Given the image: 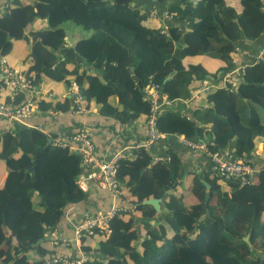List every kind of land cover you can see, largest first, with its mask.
<instances>
[{"label":"trees","instance_id":"1","mask_svg":"<svg viewBox=\"0 0 264 264\" xmlns=\"http://www.w3.org/2000/svg\"><path fill=\"white\" fill-rule=\"evenodd\" d=\"M1 7L0 62L6 58L54 95L40 98L41 111L72 107L54 88L47 91L48 83L65 90L76 84L88 110L122 124L150 119L148 85L171 101L188 99L194 83L235 68L240 42L263 41L264 49V0H9ZM166 11L171 19L163 22ZM74 27L79 33L70 46ZM195 57L221 65L211 72ZM250 64L236 90H215L189 118L166 111L158 130L214 142L213 152L246 160L264 154V56ZM8 90L0 86V102L19 108L31 100L24 91L12 99ZM56 137L19 125L0 131V264H45L58 256L48 234L69 206L86 201L79 180L90 168L79 153L55 145ZM186 176L175 154L156 162L142 150L122 160L119 184L132 211L111 220L110 235L85 237L86 264H256L257 252L264 264V169L251 185L194 174L191 206L178 194ZM152 199L162 200L160 213L144 204Z\"/></svg>","mask_w":264,"mask_h":264},{"label":"crops","instance_id":"2","mask_svg":"<svg viewBox=\"0 0 264 264\" xmlns=\"http://www.w3.org/2000/svg\"><path fill=\"white\" fill-rule=\"evenodd\" d=\"M9 0H0V6L3 3L8 2ZM169 6V4H168ZM162 6H160L161 8ZM167 6H163V9H166ZM167 10V9H166ZM68 27H66L67 29ZM75 28V27H74ZM69 28L68 29V41L69 45L73 46L76 41V36L73 39L72 33H79L78 28ZM75 30V31H74ZM71 38L74 41H70ZM263 41H256L254 43H249L247 41L240 42L237 45L238 59L235 62V68L230 72H223L217 75H214L210 81L216 82L220 85H223V79L226 75L231 74L232 83L230 84L232 89L236 90L240 85L241 77L240 70L241 68L249 65L252 60L259 59L263 49ZM21 47V46H19ZM193 61L203 60L204 65L211 72H216L220 67L221 63L218 60L207 58V57H195ZM2 62L9 67L8 61L6 58L2 59ZM252 64V63H251ZM250 64V65H251ZM20 71L19 69H16ZM57 84L46 85L47 91L51 88L55 89L59 95H64L71 100L73 96L75 99V94L78 90L75 89L73 84L71 88L65 90L62 86H56ZM197 83L193 84L194 90L190 94L188 99H182L173 101V104L165 109L166 111L173 110L179 112L180 116L186 117L192 114V112L199 107H204L206 105V98L200 97L198 99H192V94L199 88ZM78 87V86H77ZM210 95V94H209ZM208 95V96H209ZM8 96L10 97V91L8 90ZM48 97L53 98L54 95L51 93L45 92L44 88H35V92L31 93V102L33 103V112L31 117L23 120L21 124H17L22 127L37 128L43 132H46L47 135H57L55 139L60 138L66 134H72L77 132L79 129H85L89 134L92 135L95 145V152L97 157L102 162H109L114 158L119 152H126L128 148L133 146L138 141H142L147 137L148 125L146 122L134 121L130 123L122 124L114 116L113 117H104L99 112L98 109L88 110L84 100L77 104L73 109L72 107L68 111H58V110H47L41 111L39 109L38 101L40 98ZM11 98V97H10ZM70 104H72L70 102ZM72 106V105H71ZM77 107V108H76ZM80 107L84 108V112H79ZM165 111V113H167ZM164 113V114H165ZM15 124L8 120L0 119V131L6 129L15 128ZM184 136H169L165 138L164 141L156 142L152 149L150 150L151 155L154 160L156 158H169L171 155L175 154L181 166L184 168L187 176L185 177L183 183L184 186L181 187L182 190L178 194H184L185 200L184 203L187 206L194 205L197 203V199L191 192V181L194 174H201L205 171H210V161L208 157L202 152L191 151L190 149L182 145V138ZM186 138V137H184ZM188 139V138H187ZM191 140V139H190ZM199 139L193 140L197 141ZM138 152L132 151V156L134 157ZM234 155V154H233ZM252 166L257 169V171L264 169V154L255 153L254 158L251 159ZM1 172V171H0ZM88 171L84 172V175L80 178V185L84 192L87 193L86 201L79 205L69 206L64 216L62 217L59 225L52 233L48 234L49 240L55 238L59 240H66L68 243L63 244L62 247H59L57 253L59 255H65L67 257L76 258L86 255L90 249L84 245L83 240L75 239V228L79 223V220L85 214H96V213H108L112 209L126 208L128 211H132L130 205L124 199L123 191L121 190L119 195L112 194L107 188L102 185L96 184L95 181L88 180L86 177ZM0 178V183H1ZM180 182V180H179ZM208 185V184H207ZM209 186V185H208ZM210 187V186H209ZM189 188V189H188ZM121 189V188H120ZM188 189V190H187ZM124 197V198H123ZM126 211V212H128ZM87 241V239H85ZM259 243V242H258ZM87 256V255H86ZM261 260V262H260ZM260 260H256V264H263V260L260 257Z\"/></svg>","mask_w":264,"mask_h":264},{"label":"built area","instance_id":"3","mask_svg":"<svg viewBox=\"0 0 264 264\" xmlns=\"http://www.w3.org/2000/svg\"><path fill=\"white\" fill-rule=\"evenodd\" d=\"M3 8L0 6V14H3ZM158 10L153 11V17L159 20ZM171 19L168 11L162 14V21L167 22ZM166 26V25H165ZM261 56H264V49L261 52ZM259 59L253 64L258 63ZM252 64V65H253ZM240 75L245 71V67L239 69ZM232 83L231 74H228L223 79V85L216 82L205 80L201 86L192 94V99H198L200 97L206 98L211 92L225 87ZM6 86L10 91V97L14 99L20 92L34 93L36 86L33 81L28 79L21 71L13 70L8 68L4 62H0V86ZM75 89L78 90L77 85ZM145 96L150 101L151 116L147 121L148 133L147 137L135 143L133 146L128 148L126 152H119L109 162H102L96 155L95 145L92 135L89 134L85 129H79L77 132L72 134H66L60 138L54 140L55 145H61L69 148L70 151L77 152L82 157V160L86 166L90 168L87 173V179L95 181L96 184L102 185L107 188L112 194L119 195L121 192L119 184V165L122 160L131 158L132 151H148L152 149L156 142L164 141L167 137L166 134L161 133L158 130V120L164 115L165 109H168L173 101L169 100L166 96H163L160 89L155 85H148L144 89ZM83 98L79 94V91L75 94L76 104H80ZM33 103L31 100L25 105L16 108L10 104L0 102V119L8 120L13 124H21L23 120L31 117L33 112ZM84 108L80 107L79 112H84ZM189 118L188 116H186ZM14 132V128L8 130ZM182 145L191 151L204 153L210 161V172L217 177H229L241 185H251L255 183V177L258 173L257 169L252 166L251 159L254 158L255 153L251 156L250 160L243 159L237 155H233L226 150L213 152L212 147L215 146L214 142L197 140L193 141L187 138H182ZM169 158H156V162H169ZM84 178V177H82ZM79 180V185H80ZM81 187V185H80ZM128 209H112L108 213H96V214H85L75 228V239L83 240L85 237H93L97 232L106 236L111 234L110 222L120 212H126ZM66 240L53 239L51 245L54 250H58L63 244H67ZM89 257L84 255L77 259H70L65 255L54 256L52 260L45 264H86Z\"/></svg>","mask_w":264,"mask_h":264},{"label":"water","instance_id":"4","mask_svg":"<svg viewBox=\"0 0 264 264\" xmlns=\"http://www.w3.org/2000/svg\"><path fill=\"white\" fill-rule=\"evenodd\" d=\"M71 103H72V109H73L77 105L73 96L71 97ZM51 141L52 140L50 139L49 143H51ZM29 169H30V167H29ZM207 187L209 188L208 185H207ZM161 203H162V200H160V199H152V200H147V201L144 202V204H146V205L153 206L159 213L161 212ZM244 240L248 244H250L249 236L245 237Z\"/></svg>","mask_w":264,"mask_h":264},{"label":"rangeland","instance_id":"5","mask_svg":"<svg viewBox=\"0 0 264 264\" xmlns=\"http://www.w3.org/2000/svg\"><path fill=\"white\" fill-rule=\"evenodd\" d=\"M74 31H75V30H74ZM68 34H69V32H68ZM76 34H77V33H72L71 36H72L73 39L75 38ZM83 35L85 36L86 34L83 32ZM72 38H71V40H70L71 42L74 41ZM213 92H214V91H213ZM213 92H211L210 94H212ZM182 186H184V183H183V182H182ZM263 224H264V220L262 221V225H263ZM258 242H259V238L257 239V245L259 244ZM259 255H260V254H258V252L254 255L255 260H257V261L260 260V256H259ZM260 262H261V260H260Z\"/></svg>","mask_w":264,"mask_h":264}]
</instances>
